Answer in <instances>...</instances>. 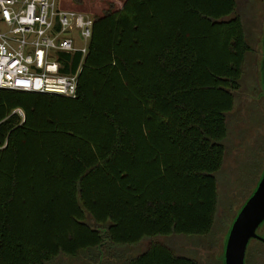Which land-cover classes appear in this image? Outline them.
<instances>
[{
	"label": "trees",
	"instance_id": "1",
	"mask_svg": "<svg viewBox=\"0 0 264 264\" xmlns=\"http://www.w3.org/2000/svg\"><path fill=\"white\" fill-rule=\"evenodd\" d=\"M92 17L84 54L55 51L62 72L79 66L74 95L0 86V264L142 239L124 264H198L155 237L214 224L251 48L236 0H123ZM261 63L264 91V43Z\"/></svg>",
	"mask_w": 264,
	"mask_h": 264
},
{
	"label": "rangeland",
	"instance_id": "2",
	"mask_svg": "<svg viewBox=\"0 0 264 264\" xmlns=\"http://www.w3.org/2000/svg\"><path fill=\"white\" fill-rule=\"evenodd\" d=\"M123 0H57L61 7L72 8L93 16L108 5L121 6ZM251 46L247 52L240 80L234 91V105L227 112L228 130L224 138L225 153L216 172L218 201L211 230L206 234H170L155 237L175 251L194 256L198 264H224L223 242L231 220L244 199L254 188L264 167V91L261 81L264 0H236ZM3 26V24H2ZM257 232L264 235V224ZM148 239L125 249V254L91 253L78 256L60 254L48 264H124L125 257L139 252ZM245 264H264V243L250 238Z\"/></svg>",
	"mask_w": 264,
	"mask_h": 264
},
{
	"label": "built area",
	"instance_id": "3",
	"mask_svg": "<svg viewBox=\"0 0 264 264\" xmlns=\"http://www.w3.org/2000/svg\"><path fill=\"white\" fill-rule=\"evenodd\" d=\"M92 23L57 0H0V86L74 95L79 66L62 72L55 51L84 54Z\"/></svg>",
	"mask_w": 264,
	"mask_h": 264
},
{
	"label": "water",
	"instance_id": "4",
	"mask_svg": "<svg viewBox=\"0 0 264 264\" xmlns=\"http://www.w3.org/2000/svg\"><path fill=\"white\" fill-rule=\"evenodd\" d=\"M264 220V167L253 191L238 209L224 244V264H245L246 246L250 238L264 242L257 226Z\"/></svg>",
	"mask_w": 264,
	"mask_h": 264
}]
</instances>
